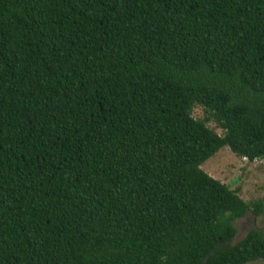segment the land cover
<instances>
[{
    "label": "trees",
    "instance_id": "16d2710c",
    "mask_svg": "<svg viewBox=\"0 0 264 264\" xmlns=\"http://www.w3.org/2000/svg\"><path fill=\"white\" fill-rule=\"evenodd\" d=\"M258 164L264 0H0V264H262Z\"/></svg>",
    "mask_w": 264,
    "mask_h": 264
},
{
    "label": "rangeland",
    "instance_id": "374dc122",
    "mask_svg": "<svg viewBox=\"0 0 264 264\" xmlns=\"http://www.w3.org/2000/svg\"><path fill=\"white\" fill-rule=\"evenodd\" d=\"M191 115L195 118L202 117V108L199 106H194L191 110ZM208 127L213 129L217 134L222 135V131L218 128L214 122L209 121L207 122ZM257 165V164H256ZM244 166L243 161L233 155L231 151L227 147L220 148L217 152H215L211 157L205 160L201 165L200 168L211 177L217 179L221 183H225L229 187H233L234 183L240 179L241 172L240 170ZM250 172L248 173V177L250 178L249 181L251 185H246L244 180L242 181V189L240 191V195L243 200H250L256 196V192L253 189V185L256 186L257 184L261 183L264 185V170L262 166L258 164V166L252 167L250 165ZM255 172L256 175L251 179L250 173ZM263 172V173H262ZM243 174H245L243 172ZM254 180L256 182L254 183ZM263 192L264 193V188ZM234 224L236 225L238 232L240 230L245 229L248 230L250 228H255L259 230L261 233H264V211L260 212L258 215H254L250 211L246 212L242 218L237 219ZM264 264V262L262 263Z\"/></svg>",
    "mask_w": 264,
    "mask_h": 264
}]
</instances>
